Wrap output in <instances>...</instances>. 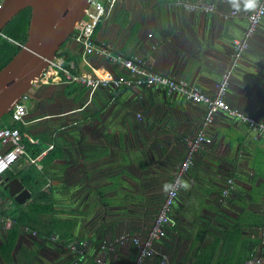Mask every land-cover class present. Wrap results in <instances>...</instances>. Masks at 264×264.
<instances>
[{"label": "crops", "instance_id": "crops-1", "mask_svg": "<svg viewBox=\"0 0 264 264\" xmlns=\"http://www.w3.org/2000/svg\"><path fill=\"white\" fill-rule=\"evenodd\" d=\"M185 2L196 6L186 8ZM251 11L242 0L239 10L229 0H115L93 34L105 53L94 52L84 62L73 37L63 51L80 59L81 73L94 68L127 76L112 57H139L147 70L184 79L208 95L228 73L226 101L264 121V17L239 57L233 47ZM25 99V123L18 121L22 142L38 141L30 145L39 152L32 165H45L50 178L43 189L62 235L39 236L24 227L17 258L6 263L0 253V264H21V250L34 252L32 264H98L96 255L134 264L137 248L118 238L148 233L201 127L204 105L162 85L98 87L91 93L79 82L64 81L33 86ZM205 132L211 142L194 148L181 176L172 211L177 223L155 241L158 254L142 264H161L162 256L169 264H241L264 254V137L224 112ZM21 157L16 174L3 175L18 177L27 169L25 161L33 157ZM227 179L233 188L224 195ZM5 239L0 231V246ZM67 241L84 243L85 251L69 250Z\"/></svg>", "mask_w": 264, "mask_h": 264}, {"label": "built area", "instance_id": "built-area-1", "mask_svg": "<svg viewBox=\"0 0 264 264\" xmlns=\"http://www.w3.org/2000/svg\"><path fill=\"white\" fill-rule=\"evenodd\" d=\"M115 0H89L87 7L84 10L82 20L76 27L72 37L81 44L83 48L82 60L87 62V56L94 53H105L104 50L99 49L94 40L93 34L98 26L100 20L107 14L108 7L114 4ZM186 8H194L189 2L183 3ZM211 9L210 7H208ZM235 11H232L234 13ZM264 17V0H262L256 9L252 10L247 15L248 26L240 39H234L233 47L235 57L249 47V39L255 33L259 23ZM4 36V34H2ZM108 55V53L106 54ZM112 60L124 67L128 71V75L114 74L111 71L94 69L90 73H81L76 70L73 61H70L66 66L62 56H55L42 72L37 76L33 86H42L52 82H72L76 81L87 87L92 93L98 87H111L118 90L124 86H153L162 85L170 92L176 91L183 94L187 99L194 103H201L204 105V116L201 127L195 136L193 142H189L188 153L180 163L176 176L171 181L166 195L158 209L156 217L152 226L145 237L141 238L136 235L121 234L118 242L123 244L127 241L131 242L138 250V256L134 264H142L145 257L158 254L155 247V241L166 236L168 227H174L177 223L175 217L172 215L175 198L181 186L182 174L192 164V154L194 148L200 143H210L211 139L206 135L205 129L212 124L215 114L224 112L231 117L240 119L247 123L251 130L257 132L264 137V121L244 115L237 108L231 106L225 99L224 95L228 85V73H225L222 79L215 84V94L208 95L199 87L189 84L186 80L178 78L174 79L162 73L147 70L145 62L139 57L125 58L121 55H115ZM25 97V96H24ZM27 114L26 105L20 101L16 102L11 109V117L13 121L24 122V117ZM25 123V122H24ZM30 143L35 144L34 138H29ZM53 144L49 145V149ZM5 149V150H4ZM25 155V146L22 142V134L18 128H9L0 126V177L8 170L10 165ZM37 158L28 157L25 161L24 168L33 164ZM232 179H227V186L223 189V194L228 195L232 189ZM5 228L12 225V220L9 217L2 219ZM263 243H264V223L260 228ZM33 234H36L33 231ZM105 245H101L104 248ZM67 248L74 252L83 253L85 251L84 243L76 241L70 242ZM98 264H115L107 261L103 256L96 255L93 257ZM161 264H169L164 256L161 257ZM241 264H264V254L252 256Z\"/></svg>", "mask_w": 264, "mask_h": 264}, {"label": "water", "instance_id": "water-1", "mask_svg": "<svg viewBox=\"0 0 264 264\" xmlns=\"http://www.w3.org/2000/svg\"><path fill=\"white\" fill-rule=\"evenodd\" d=\"M89 0H2L0 2V35L6 24L30 7L26 42L0 68V119L9 113L33 87L37 76L56 56L82 20ZM5 150V149H4ZM7 190V201L24 204L31 199L30 191L17 176L0 177Z\"/></svg>", "mask_w": 264, "mask_h": 264}, {"label": "trees", "instance_id": "trees-1", "mask_svg": "<svg viewBox=\"0 0 264 264\" xmlns=\"http://www.w3.org/2000/svg\"><path fill=\"white\" fill-rule=\"evenodd\" d=\"M29 18L30 7H26L20 10L3 28L2 33L4 36L0 35V68L16 54L21 48V45L26 42ZM71 38L72 35L70 39ZM65 43L61 45L56 56H62L66 66L70 61H73L78 71L77 64L80 59L78 60L76 56L63 51ZM27 94L28 92L25 94V97L21 99V102L27 97ZM25 100L23 102H25ZM0 126L18 128L21 134H23L24 131L20 122L12 120L11 110L0 119ZM28 141L29 140L23 138L26 154L28 153L27 148L32 145V143ZM35 154H39V152L33 150L29 155L35 157ZM42 159H46V155ZM45 171L46 169L43 163L42 167L31 164L27 169L20 172L18 178L23 186L31 193V199L27 200L24 204H18L14 200H11V202L7 201V190L0 185V199L4 200V203H7L4 210L0 208V216H7L12 220V225L6 229L5 242L0 246L1 256L6 263H11L14 261V258H17L18 252L15 251V247L22 228L27 227L31 230H35L36 234L39 236L48 234V236L51 237L50 235L53 234V232L58 236L62 235L60 229L56 227V225H61L62 222L57 221V218L53 216L54 203L49 197L50 193L43 189L45 185L48 184L50 178ZM6 175L12 176L11 173H7ZM172 215L174 216L173 212ZM69 243L70 242L67 241L64 245L67 246ZM260 251L264 253V243H261ZM21 253L23 254V260H25H22L23 262L21 264L33 263L35 257L32 252L21 250Z\"/></svg>", "mask_w": 264, "mask_h": 264}, {"label": "clouds", "instance_id": "clouds-1", "mask_svg": "<svg viewBox=\"0 0 264 264\" xmlns=\"http://www.w3.org/2000/svg\"><path fill=\"white\" fill-rule=\"evenodd\" d=\"M229 3L239 10L241 0H229ZM242 3L245 10H253L257 8L259 0H242Z\"/></svg>", "mask_w": 264, "mask_h": 264}, {"label": "rangeland", "instance_id": "rangeland-1", "mask_svg": "<svg viewBox=\"0 0 264 264\" xmlns=\"http://www.w3.org/2000/svg\"><path fill=\"white\" fill-rule=\"evenodd\" d=\"M25 99H23L22 100V102L24 101ZM26 101V100H25ZM24 103V102H23ZM33 151V149L31 148V147H28L27 148V152L30 154L31 152ZM26 154V150H25V156L26 155H29V154ZM22 164H23V158L21 157V158H19L18 160H16L15 162H13L11 165H10V167L8 168V170L5 172V173H8V172H10L11 171V173H13V174H16V172L21 168V166H22ZM4 173V174H5ZM34 252H32V254H33Z\"/></svg>", "mask_w": 264, "mask_h": 264}, {"label": "flooded vegetation", "instance_id": "flooded-vegetation-1", "mask_svg": "<svg viewBox=\"0 0 264 264\" xmlns=\"http://www.w3.org/2000/svg\"><path fill=\"white\" fill-rule=\"evenodd\" d=\"M6 175H3L2 178H4ZM7 228H5V226L2 224V227H0V231L1 233H3L4 231H6Z\"/></svg>", "mask_w": 264, "mask_h": 264}]
</instances>
